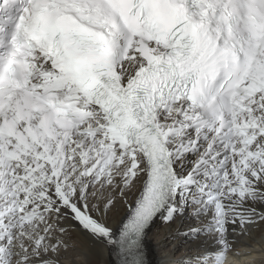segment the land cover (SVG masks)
Returning a JSON list of instances; mask_svg holds the SVG:
<instances>
[{"label": "snow or ice", "instance_id": "6c2138e0", "mask_svg": "<svg viewBox=\"0 0 264 264\" xmlns=\"http://www.w3.org/2000/svg\"><path fill=\"white\" fill-rule=\"evenodd\" d=\"M154 228L167 264L251 255L264 0H0V264H151Z\"/></svg>", "mask_w": 264, "mask_h": 264}, {"label": "bare ground", "instance_id": "6f19581e", "mask_svg": "<svg viewBox=\"0 0 264 264\" xmlns=\"http://www.w3.org/2000/svg\"><path fill=\"white\" fill-rule=\"evenodd\" d=\"M112 222L115 223V221ZM236 239L237 248L242 252L251 249V255L230 257V260H233V264H249V262H252V264H264V228L255 230L251 237L238 236ZM179 243V241L171 239L164 229L157 230L154 228L149 233V238L146 241L148 258L151 264H167L174 246ZM182 252L183 249L181 248L175 255L179 257ZM67 259L69 261L75 260L78 264H81L84 257L70 251ZM89 259L92 264H114V254H111L110 250L103 246H100L98 251L92 254Z\"/></svg>", "mask_w": 264, "mask_h": 264}]
</instances>
